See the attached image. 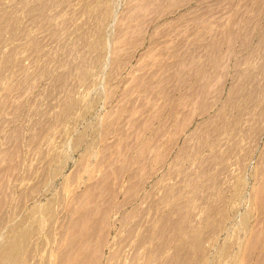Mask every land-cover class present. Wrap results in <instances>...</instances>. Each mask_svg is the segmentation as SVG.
Instances as JSON below:
<instances>
[{"label":"bare ground","instance_id":"1","mask_svg":"<svg viewBox=\"0 0 264 264\" xmlns=\"http://www.w3.org/2000/svg\"><path fill=\"white\" fill-rule=\"evenodd\" d=\"M67 1L0 0V264H264V148L248 208L236 216L237 230L245 231L238 251L231 254L229 239L207 254L208 234L232 217L226 171L219 178H227V194L215 193L211 204L206 194L208 205L202 202L208 180H219L210 163L224 161V146L217 148L224 136L234 128L237 135L243 120L247 132L264 129L256 123L264 116V0H79L75 29L74 13L49 14ZM42 19L47 33L70 39L62 40L65 54L55 69L56 54H48L54 38L44 54L34 29ZM232 55L229 84L224 72ZM43 77L50 82L33 96ZM213 89L217 96L207 97ZM101 95L97 123L81 128ZM205 146L212 150L203 159ZM232 158L231 170L241 157ZM185 160L196 168L181 167ZM167 163L165 175L178 171L183 185L166 180L159 189L160 177L148 187ZM241 188L231 191L234 199ZM254 211L260 218L252 226Z\"/></svg>","mask_w":264,"mask_h":264},{"label":"rangeland","instance_id":"2","mask_svg":"<svg viewBox=\"0 0 264 264\" xmlns=\"http://www.w3.org/2000/svg\"><path fill=\"white\" fill-rule=\"evenodd\" d=\"M69 1H70V0H68L67 2H65V4L69 3ZM71 1L75 3L74 0H71ZM71 1H70V2H71ZM72 2H71V3H72ZM123 2H124V1H123ZM71 3H69L70 5L68 4V6L65 5V4H63V6H58L57 9H56L55 7H53V8L51 7L52 11H51V9H50V10H48V12L51 11L49 14L52 15V13L55 14V12H56L55 10L60 11V13H61V11H64V12L61 13L62 16H60V13H59V12H58V13L56 12L57 15L59 14V19H61V17H63V16L68 15L69 12H70V15H71V14L73 15V13H74L73 9H74L75 7H76V8L79 7V6L77 5V4L79 3V0H76L75 5H74V3H73V4H71ZM71 5H72V6H71ZM65 6H66V7H65ZM73 6H74V8H72ZM61 7H62V8H61ZM63 7H64L65 9H63ZM59 8H61V10H60ZM68 8H69V10H68ZM70 8H72V9H70ZM76 8H75V10H76ZM58 9H59V10H58ZM62 9H63V10H62ZM66 9H67L68 11H67ZM77 11H79V10H77ZM77 11L75 12L76 14L74 13V17H76V18H73V21H74V19H75L74 23H72V22H73L72 20H71V22H69V25H70V27H69V25H68L69 28L75 29V28H73V27H77V26H79V24H78V23H79V20H80V21L82 20L81 17H82V15H83V13L81 12V13H82V14H81L80 12L78 13ZM71 12H72V13H71ZM64 13H65V15H63ZM79 14H81L80 17H79ZM55 15H56V14H55ZM75 15H77L78 18H77V16H75ZM76 19H77V20H76ZM43 21L45 22L46 19H42L41 21H39L40 23H39V22L37 23V24H39V25H38L39 27L37 26V24H35L36 26H34V27H35L34 29H35V32H37L36 34H38V32H40V33L38 34V36L41 34V35H40V36H42L41 39L43 40V42L45 41V45H44V47H46V48H44V50H46V51H44V54L47 53V52L49 51L48 49H49L50 47H51V48H50V51H49L48 54H50V53H54V55L56 54V57H57V58L54 60V62L52 61V63L50 64V68H51V69H55V68L58 66V63H59V61H57V59H58L59 57H60V58H63V57H64L63 54H65L64 51H63V48H62V47H63L64 44L67 43L68 40H70V39H68L67 41H64V40H65V37H64V38H61L62 36H56V37H55V36L51 35L49 32L47 33V31H48L49 29L47 28V26H46V24H45L46 22L44 23ZM42 22H43V23H42ZM77 22H78V23H77ZM41 23L45 26L44 28H40V26H42ZM70 23H71V24H70ZM262 23H264V21H262L261 24H262ZM73 24H74V25H73ZM47 25H48V24H47ZM71 25H72V26H71ZM151 26H153V25H151ZM42 27H43V26H42ZM39 28H40V29H39ZM45 28H46V31H42V30H44ZM37 29H38V30H37ZM43 33H44V34H43ZM46 33H47L48 35H47ZM43 35H44V36H43ZM46 35H47V36H46ZM50 35H51L52 37H51ZM45 36H46V37H45ZM49 36H50V39H47V38H49ZM57 37H58V38H57ZM44 38H45V39H44ZM53 38H54V42H55V43H51V42H53ZM58 39H59V40H58ZM47 40H48V41H47ZM62 40H63L65 43H64ZM46 41H47L48 45H50V43H51V46H50V47L46 44ZM50 41H51V42H50ZM57 41H58V42H57ZM59 41H60V42L62 41V42L59 43ZM56 43H58V44L60 45V47H58V48L60 49L59 51H61V55H60V52H59L58 50H57L58 53L55 52V51H56V48H57V44H56ZM63 43H64V44H63ZM62 44H63V45H62ZM59 45H58V46H59ZM53 46H56V47H53ZM48 47H49V48H48ZM52 48H53V50H54V48H55L54 52H53ZM58 48H57V49H58ZM61 48H62V50H61ZM47 50H48V51H47ZM51 50H52V52H51ZM143 50H144V47H143V48H139L138 50L135 51V52H136V53H135V57L133 58L132 62H130V64H129L131 67L128 65V67H127L125 73L127 72V74H128L129 69L133 68L132 65L134 66V63L137 62V59H138V57H139L138 55H140V53H142ZM199 50H200V49H199ZM62 51H63V52H62ZM141 51H142V52H141ZM225 51H226V50H225ZM58 54H59L60 56H59ZM50 55H52V54H50ZM261 55H262V54H261ZM263 55H264V54H263ZM43 56H44V55H43ZM46 56H47V55H45V57H46ZM48 56H49V55H48ZM48 56H47V57H48ZM62 56H63V57H62ZM228 56H229V55H228ZM228 56H227V57H228ZM234 56H235V55H234ZM234 56H233V55L230 56L231 59H230L229 62H228L229 64L227 65V68H225V69L227 70V72L230 71V72L227 73L226 70H225V72H224L225 75L227 76V79H225V78L223 77V76H225V75H223V74H222L221 77H220L221 80H223V79L227 80V82H229V84L233 81V77H232V76H233V73H234V70H235L234 66L232 65V64L234 63V61H235V60H234V59H235ZM60 58H59V60H60ZM258 59H259V57H258ZM260 59H261V57H260ZM135 60H136V61H135ZM231 60H232V61H231ZM133 61H134V62H133ZM57 62H58V63H57ZM53 63L55 64V66H54ZM56 64H57V65H56ZM52 65H53V66H52ZM230 65H231V67H228V66H230ZM34 67H35V66H34ZM37 69H38V68H37ZM212 69H213V68H212ZM229 69H230V70H229ZM231 69H232V70H231ZM233 69H234V70H233ZM219 72L221 73V72H223V70L221 69ZM104 73H106V70L104 71ZM104 73H103V74H104ZM230 73H231V74H230ZM50 74H51V73H50ZM50 74H47V75L44 76V77L50 78V76H49ZM103 74H101V76H102ZM101 76H99V77H100V80H99V81L102 80V77H101ZM103 76H105V75H103ZM226 76H225V77H226ZM44 77L42 78V80H40L41 82H40V81L38 82L40 85H39L38 83H36V84H38V85L35 84L36 86H35V85L32 86V89L34 88V89L32 90V91H33V93H32L33 96H34V93H36L37 91L39 92V90L43 89L44 87H47V86L45 85V83H46L45 80H46L47 82H48V81L50 82V79H51V78L48 80L47 78H44ZM222 78H223V79H222ZM229 78H230V79H229ZM223 81H224V80H223ZM43 85H45V86L43 87ZM48 85H49V84H48ZM41 86H42V88H41ZM214 86H215V85H214ZM36 88H37V89H36ZM38 89H39V90H38ZM184 89H185V87L182 88V90H184ZM34 91H35V92H34ZM178 91H179V90H178ZM213 91H214V93H213ZM38 92H37V93H38ZM210 92H211V93H210ZM210 92L206 95L207 97H208V96L211 97L213 94H215V95H214L213 97H211V98H214L215 96H217V94H216L217 92H216L215 89H213V90L210 91ZM212 93H213V94H212ZM211 94H212V95H211ZM30 96H31V95H30ZM30 96H29V97H30ZM100 98H101V99H97V101H98V107H97V104H96V107H95L96 109L94 108V109L92 110L93 112L90 111V112H88V114L86 113V114L83 116V117H85V118H84L83 120H82V118H81L80 122H78V125L80 124L79 126H80L81 128H82V127L84 128L85 125H86V123H89V124H92V125H94V124L97 123V120H98L100 114L103 112L102 109H101V107H102V105H103V103H104V101H105V99H103L102 95L100 96ZM99 100H100V101H99ZM101 101H102V102H101ZM262 102H264V97H263V99L261 100L260 104H263ZM99 107H100V108H99ZM95 111H98V112L96 113ZM99 111H100V112H99ZM94 112L96 113V115L98 114L99 116L97 115L98 117H96V115H95ZM93 113H94V114H93ZM262 116H263V115H262ZM87 117H88V118H87ZM91 117H92V118H91ZM93 117H94V119H93ZM244 117H245V116H244ZM23 118H24V117H23ZM89 118H90V119H89ZM201 118H202V117H201ZM201 118H200L199 116L196 117V119L193 121V123H192V124L190 125V127H189L190 130L188 129V130L185 132V134L183 133V134L181 135L182 137H181V136L179 137L178 144H177L178 146L176 145L175 149L173 150L172 156L176 153L175 151H177V149L179 148V146H181V144H183L182 141H184V139L186 138L187 134H188L189 132H191V131L196 127V125H198V122L201 120ZM258 118H259V119H258ZM258 118H257V120H256V123H258V122H259V123H262V125H261V124H259V125H261V126H260L261 128H264V127H263V126H264V123H263V122H264V116H263V119H262V117H261V118L258 117ZM0 119H1V118H0ZM85 119H86V120H85ZM96 119H97V120H96ZM261 119H262L263 121H262ZM87 120H88V121H87ZM90 120H93V121L90 122ZM95 120H96V122H95ZM259 120H261L262 122L259 121ZM82 121H83V122H82ZM243 122H245V123H243ZM243 122H242L243 125L241 126V129L239 128V130H240L241 132H242V130H243V128H244L243 133L241 134V137H238V139L236 138L238 134H239V136H240V131H239V133L236 135L238 129H237V131H236V128H234L235 131L232 130V131L230 132V134L228 133L227 136H224L223 140L221 141V144H218V147H217L218 150H219L220 147H221V149H222V145H223V146H224V147H223V151H224V149L227 151V147H228V145H229V147H228V150H229L228 152H229V153H227V154H226V151H224L225 153H223V151L220 149V152L222 151L221 153H222V154H225L226 157H227L228 154L230 155L231 151L234 152V150H235L237 147H239V146L241 145L240 147H242V148H240V147L237 148V149H239L240 152L236 149L238 152H236V150H235V152H234V153H231L230 156H228L227 158L225 157L224 159H222V160H224V161H222V163H219V162H221V161H217L218 164H216V163H215L216 161H214V160L212 161L213 164H212V162L210 163V164L212 165V167H213V165H214V166L216 165V166H215L216 169H215L214 167H213V168L217 171V173L220 172V173H221V176L225 174L224 171H226V172L228 173V174L226 173L223 177H227V178L230 180V182H229V180L227 181V184H229V183L231 184V185H230V184L227 185V186H231V187H228V189H229L230 191H228L227 188L224 187V181H225L227 178H224V179L222 178V179H220V178H221V177L219 178L220 173H219L218 176H217V178H218L219 180L216 179V180H218V181H216L214 184H212V183H211L212 180H208L209 182H207L206 184H207V187H209V188L207 189L206 186H204V190H205V188H206V190L204 191L203 198L206 199V200L202 199V202L205 203V205H208V202H209V200H207V198H206L208 194H209V198H208V199H210V196H211V197L213 196L212 199H210L211 202H209V204H211V203H215V200L217 199V198L215 199V197H216V195H217L218 192H222L221 194H224V193L227 194L226 192L228 191V194H227V195H228L229 197L227 196V198L225 199V201H226V200L229 201V202H228V204H229V208H230V212H229V213H230V215H232V217L229 216V218H227V219L225 220V222L223 223L224 225L222 226L223 228L221 227L220 230H214V231H211V232H210V235L208 234V237H209V238H207V240H206V246L208 245V246H207V250H208V248H209L210 250L207 251V254H208V255H211V256L216 255L218 249L220 248V245H221L224 241L229 240V239H230L232 242L234 241V242H233V247H232V249H231V254H232V253H235L236 251L239 250L238 248L241 247V246H239V245H241L240 240H241V238H242V237H240V236H243V235L245 234V231H244V230L239 229L240 231H238V230H237V229H238V228H237L238 226H236L235 224L238 222V218L240 217V215L242 214V212H245V211H243V210H246V209L248 208L247 206L249 205V199H250V196H251L250 191L252 190V185H254V184L256 183V168H257V166H258V164H259V162H260L259 160L262 159V158L260 159L261 154H262L261 151H263V148H264V147H263V145H264V129H261L260 131H259V130H256V132H257V131H259V132L262 131L261 133H259V132H257V133H255V132H251V133H250V132H247L248 129H245V127H244V126L247 127L246 121L243 120ZM84 124H85V125H84ZM240 124H241V123H240ZM240 124H238V125L240 126ZM87 125H88V124H87ZM87 125H86V126H87ZM94 126H95V125H94ZM239 126H238V127H239ZM245 131L248 133L247 135H249V133H250V135H249L247 138H245V137H246V136H245V135H246V134H245V133H246ZM235 132H236V133H235ZM231 133H234L235 136H234V134H233V136H234V137H233ZM252 133H254V134H256V135H254V134H252ZM258 133H259L260 135H261V134H262V135L260 136ZM225 134H226V133H225ZM225 134H224V135H225ZM183 135H184V136H183ZM229 135H230V136H229ZM243 135H244L245 137H244ZM251 135H254L255 137H257V136L259 135V138H260V139L257 140V138H255L254 136L251 137ZM184 137H185V138H184ZM226 137H229V138H228L229 140H234V138H236L237 141H236V139H235L233 142H232V141L230 142V144L232 143L231 145H230V144H227V143L225 142V141H228V139L226 140ZM232 137H233V139H232ZM242 137H243V138H242ZM250 137H251V139H253V140H251ZM230 138H231V139H230ZM241 138H242V139H241ZM240 139H241V140H240ZM244 139H246L247 141L244 140ZM255 139H256L258 142H255V141H254ZM180 140H181V141H180ZM239 140H240V141H239ZM243 140H244V144L242 143ZM261 140H262V141H261ZM238 141H239L241 144H239ZM180 142H181V143H180ZM228 142H229V141H228ZM234 142H236V143H235L236 146H235V148H234V147L231 148V147L234 145V144H233ZM246 142H247V143H246ZM248 142H249V143L252 142V143H250L251 145H250ZM253 142H254V143H253ZM179 143H180V144H179ZM222 143H223V144H222ZM225 143L227 144L226 146L224 145ZM242 144H243V145H242ZM219 145H221V146H219ZM238 145H239V146H238ZM252 145H254V146L251 147ZM230 146H231V147H230ZM244 146H250L249 148H250V150L253 149V152L251 151V154H250V153L248 152V151H250V150H248V147H247V148L245 147V148H246V149H245ZM260 147H261V148H260ZM202 148H204V149L201 150V153L204 152V151L206 152V153H204V156L201 154V155L203 156V159H204L205 157L208 156V155H207V152H208V154L210 155V153H211L210 151H211L212 149H211L210 147H206V146H205V147H202ZM217 148H216V149H217ZM229 148H231V149H233V150H230ZM243 148H244V149H243ZM251 148H252V149H251ZM207 149H208V150L210 149V150L208 151ZM240 149H241V150H240ZM206 150H207V151H206ZM243 150H244V151H243ZM246 150H248V151H246ZM78 151H79V152H78ZM80 151H81V150L74 151L73 154L75 155V157H78V156H79ZM72 152H73V151H71L70 153L72 154ZM235 153H238V154H236L237 156L234 155ZM242 153H243V154H242ZM244 153H248V154H245V156H244ZM260 153H261V154H260ZM232 154H233L234 156H233ZM255 154H256V155H255ZM225 155H223V157H224ZM239 155H240V156H239ZM246 155H247V156H246ZM252 155H253V156H252ZM243 156H244L243 159L246 160L247 163H246V162H242V160H243L242 157H243ZM249 156H250V157H249ZM173 157H174V156H173ZM229 157H230V158H229ZM232 157H233V158H232ZM234 157H241L242 160H241L240 158H239V159L236 158V160L238 161V162H237V161H235ZM247 157L249 158V160H250L251 157H252V159H251L252 161L250 160V162H249ZM231 158H232V161H233V160L235 161L234 164H233V162H232V166H233V167H231V168H232L233 170L230 169ZM245 158H246V159H245ZM199 160H200V159H199ZM239 160H240L243 164H242V163L240 164V163H239ZM253 160H254V161H253ZM187 161H188V162H187ZM191 161L194 162V160H190V161H189V160H185L184 163H181V167H182L183 165L186 164L185 166H183L184 169H186V166H188L189 164H191L189 167H187L186 170H193V168L195 169L196 167H194V166L196 165V163L194 164V163H192ZM196 161H197V160H196ZM196 161H195V162H196ZM228 161H229V162H228ZM185 162H186V163H185ZM197 162H198V161H197ZM248 162H249V163H248ZM256 162H257V163H256ZM187 163H188V164H187ZM198 163H199V162H198ZM227 163H229V164L227 165ZM245 163H246V164H245ZM71 164H73V162H72ZM171 164H172V163H167V164L165 165V166H167V167H165V166L162 167V168H161L162 170L160 169V173H158V176L156 175L155 178L152 179V180L148 183V187L150 186V184H151L154 180L160 179V177H161V179H160V184L158 185V188H159V189L163 188L162 184H163V185L166 184V183L169 184L168 182L173 183V184L176 185V186H177V184H179V185H183V183L181 184V182H184V176H183V177L180 176L181 174L178 173V171H176V172H172L171 174H169V175H167V176L165 175V173L168 172V171H166V170L170 169V166H172ZM192 164H193L194 166H193ZM236 164H237L238 166H240V167L242 166V167H241V168H240V167L237 168V165H236ZM239 164H240V165H239ZM247 164H249V165H247ZM250 164H251V165H250ZM252 164H254V165L252 166ZM255 164H256V166H255ZM168 165H169V168H168ZM220 165L222 166L223 169H222L221 167H219ZM243 165H244L245 167H247V168L245 169ZM71 166H73V165H71ZM71 166L68 167V171L71 169ZM192 167H193V168H192ZM251 167H252V168H251ZM190 168H192V169H190ZM217 168H218L219 170H218ZM220 168H221V169H220ZM242 168H244V169H242ZM228 169H230L231 172L233 171V172H232L233 174H230L232 177L229 176V173H231V172H229ZM238 169H239L240 171H239ZM220 170H221V171H220ZM242 170H245V171H242ZM246 170H247V171H246ZM165 171H166V172H165ZM222 171H223V172H222ZM251 171H253V172H251ZM245 172L247 173L248 176H247V175L244 176V174H246ZM174 173H175L176 176H178V177L180 176L181 178H180V177L178 178V177H176V176H175L176 178L173 177V176H174ZM177 173H178V174H177ZM222 173H223V174H222ZM243 173H244V174H243ZM251 173H253V174H251ZM162 174L166 177V179H165L164 176H162ZM239 174H240L241 177H242V176H244V177L241 178L240 176H238ZM250 175H251L252 178L250 177ZM169 176H170L172 179H171ZM167 177L170 178V179H168ZM239 177H240V179H242L241 181H239V180H240ZM249 177H250V178H249ZM174 178H175V179H174ZM182 178H183V180H182ZM236 178H238V180H236ZM244 178H245V179H244ZM173 179H174V180H173ZM164 180H165V181H164ZM166 180H167L168 182H166ZM170 180H171V181H170ZM172 180H173V182H172ZM179 180H180V181H179ZM222 180H224V181L221 182ZM235 180H236V182H234ZM163 181H164V182H163ZM177 181H178V182H177ZM238 181H239V183H238ZM243 181H244V182H243ZM161 182H162V183H161ZM174 182H175V183H174ZM217 182H218V183H217ZM232 182H233V184H232ZM240 182H241V186H242L243 188H241V193H240V195H238V196L236 197V198H237V200H236V198L234 199V197H233V196H234V193L232 194V192H234V190L237 188V185L240 184ZM252 182H253V183L255 182V183L253 184ZM235 183H237V184L235 185ZM247 183H248L249 185H248ZM210 184H212L211 187H210ZM217 184H218L219 186H221V187H219ZM222 184H223V185H222ZM250 184H251V185H250ZM160 185H161V186H160ZM179 185H178V186H179ZM225 185H226V183H225ZM233 185H234V186H233ZM247 185H248L249 187H248ZM216 186H218L219 188H217ZM179 187H180V186H179ZM212 187H213V189H216L215 191H217V192H215V191L212 189ZM235 187H236V188H235ZM244 187H246V188L244 189ZM247 187H248L249 189H248ZM225 188H226V189H225ZM232 188H233V189H232ZM223 189H225V190H224L225 192H224V191H221V190H223ZM242 189H243V190H242ZM247 189H248V190H247ZM209 190H210V191H209ZM212 190H213L214 194H213ZM244 190H245V191H244ZM206 191H207V192H206ZM231 191H232V192H231ZM247 191H248V192H247ZM158 192H162V190H161V191L158 190ZM215 193H216V195H215ZM242 193H243V194L246 193L245 196H244ZM206 194H207V195H206ZM210 194H211V195H210ZM225 194H224V195H225ZM205 195H206V197H204ZM231 195H232V196H231ZM242 195H243V196H242ZM247 195H248V196H247ZM232 197H233V198H232ZM242 197H243V198H242ZM248 198H249V199H248ZM214 199H215V200H214ZM230 199H232V200H230ZM233 199H234V200H233ZM242 199H243V200H242ZM205 201H206V202H205ZM227 201H226V202H227ZM233 201H235V203H234ZM200 202H201V200H200ZM202 202H201V203H202ZM222 202H223V201H222ZM231 203H232V204H231ZM233 203H234V205H233ZM230 204H231V205H230ZM244 204H245V205H244ZM246 204H247V206H246ZM205 205L201 204L200 207H199V208H200L199 210H201V208L204 207ZM237 205H239V206H237ZM244 206H245V207H244ZM236 207H237V208H236ZM235 208H236V209H235ZM238 208H240L241 210L238 209ZM237 209H238V210H237ZM242 209H243V210H242ZM199 210H198V211H199ZM198 211H197V212H198ZM237 211H238V212H237ZM239 211H240V212H239ZM199 212H201V211H199ZM235 212H236V213H235ZM231 213H232V214H231ZM237 213H238V214H237ZM256 213H257V214H256ZM233 214H234V215H233ZM198 215H199V214H198ZM198 215H197V216H198ZM253 215H254V216H252V219H251L252 222L250 221V223H251L252 226H255V225L259 224V223L255 222V221H258L257 218H260V214L258 213V211H256V212L254 211V212H253ZM257 215H258V216H257ZM236 216H237L238 218H237ZM196 218H197V217H196V215H195V219H194L195 221H196ZM234 218H236L237 220H235ZM254 218H255V219H254ZM256 219H257V220H256ZM227 220H228L229 222H228ZM258 222H259V221H258ZM225 223H226V225H225ZM253 223H256V224L253 225ZM236 230H237V231H236ZM215 231H216V232H215ZM214 232H215V233H214ZM234 232H235V233H234ZM211 233H212V234L214 233V235H216V236L212 235ZM234 234H236L237 237H235ZM238 234H239V237H238ZM242 234H243V235H242ZM218 236H219L221 239H220ZM232 236H233V237H232ZM227 237H228V238H227ZM218 238H219V239H218ZM235 238H236V239L239 238V239H237V241H236ZM212 239H213V240H212ZM216 239H217V240H216ZM218 240H219V241H218ZM221 240H222V241H221ZM238 240H239V241H238ZM215 241H216V242H215ZM217 242H218L219 244H218ZM237 242H239V243H237ZM235 243H236V244H235ZM209 244H210V245H209ZM215 245H217V246H215ZM235 245H236V246H235ZM218 246H219V247H218ZM217 247H218V248H217ZM235 247H236V248H235ZM232 250H234L235 252L232 251ZM227 260H229V259H226V260H225V258H223V263L226 262ZM227 262H229V261H227Z\"/></svg>","mask_w":264,"mask_h":264}]
</instances>
